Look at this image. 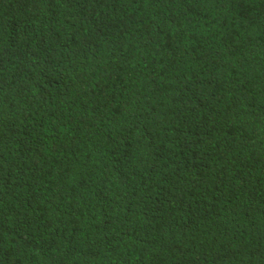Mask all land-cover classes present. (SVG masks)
<instances>
[{"label": "trees", "instance_id": "trees-1", "mask_svg": "<svg viewBox=\"0 0 264 264\" xmlns=\"http://www.w3.org/2000/svg\"><path fill=\"white\" fill-rule=\"evenodd\" d=\"M0 264H264V0H0Z\"/></svg>", "mask_w": 264, "mask_h": 264}]
</instances>
